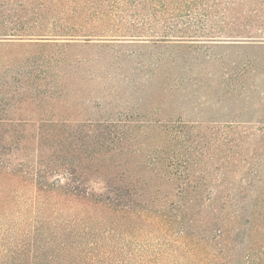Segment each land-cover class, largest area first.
I'll use <instances>...</instances> for the list:
<instances>
[{
    "label": "rangeland",
    "instance_id": "rangeland-1",
    "mask_svg": "<svg viewBox=\"0 0 264 264\" xmlns=\"http://www.w3.org/2000/svg\"><path fill=\"white\" fill-rule=\"evenodd\" d=\"M24 1L0 0V26ZM188 1L184 30L258 38L114 45L0 35V264H47L63 241L82 250L78 264H171L169 237L181 229L160 213L173 176L163 160L179 179L236 185L264 164V0ZM72 164L89 186L78 197L65 194ZM114 179L138 181L139 214L96 204ZM88 213L104 222L88 221L86 235L77 219ZM72 231L84 238L62 235Z\"/></svg>",
    "mask_w": 264,
    "mask_h": 264
},
{
    "label": "trees",
    "instance_id": "trees-1",
    "mask_svg": "<svg viewBox=\"0 0 264 264\" xmlns=\"http://www.w3.org/2000/svg\"><path fill=\"white\" fill-rule=\"evenodd\" d=\"M189 2L191 1L25 0L17 4V12L13 18L0 26V35L19 36L34 43L84 41L114 45H162L186 40L204 42L215 38H258L252 31L237 36H220L184 30L190 28V21L183 18L189 17L196 5H188ZM176 135L177 133L172 134L173 138ZM257 164L252 179L245 184L241 181L236 185L229 179L214 181L206 176L179 179L172 171L177 164L172 159L163 160L160 168L164 167L173 176L165 181L171 188V198L169 205L160 204V213L168 217L167 211H170V218L175 221L171 229H181L176 235L167 234L171 236L169 239L173 243L170 255L181 256L180 260H176L175 256L168 259L171 264H264V164L261 167ZM72 166L74 168L70 166L67 169L65 194L78 197L86 194L89 186L86 179L77 176L76 166ZM137 182L127 179L110 180L107 193L96 199V204L115 213L139 214L136 207L142 204L144 196L137 191ZM202 212L207 213L203 219L194 217ZM77 220L86 225V235L90 233L88 227L91 223L88 221L95 220L97 225L104 222L103 218H96L95 214L90 213ZM83 234L84 231L76 235L74 231L68 235L62 232L64 237L71 235L84 238ZM105 238L117 241L121 234ZM47 239L49 241V237ZM76 242L81 244L82 241ZM62 243L56 249V258L53 256L43 262L71 264L73 261L78 264L81 261L82 250L79 247L66 241ZM204 254L209 256L210 262L203 261Z\"/></svg>",
    "mask_w": 264,
    "mask_h": 264
}]
</instances>
